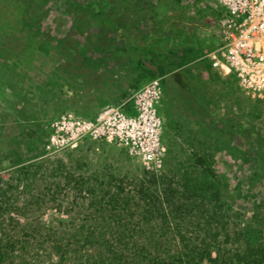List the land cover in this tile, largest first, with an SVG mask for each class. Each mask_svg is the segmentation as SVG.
<instances>
[{"label":"rangeland","instance_id":"1","mask_svg":"<svg viewBox=\"0 0 264 264\" xmlns=\"http://www.w3.org/2000/svg\"><path fill=\"white\" fill-rule=\"evenodd\" d=\"M138 1L0 0V174H7L0 186L19 193L33 176L42 181L36 187L46 189L57 174L81 190L77 202L88 208V192L131 191L144 173L173 189L184 183L186 173L201 184L198 154L221 183H228L233 211L263 214L264 173L253 168L249 151L255 149L246 151L242 130L264 134V96L245 94L234 76L215 70L206 57L211 50L203 38L215 32L217 13L223 12L219 0H143L156 13L146 22L133 15ZM73 4L89 11H75ZM94 13L109 17L117 29L104 30L92 19ZM151 38L160 42L153 51L145 47ZM153 83L161 92L154 106L163 148L159 159L143 160L89 135L74 148L63 147V116L91 123L114 108L136 118L134 102ZM172 90L179 91L177 103L168 96ZM235 124L242 125L241 135L237 126L230 128ZM215 139L220 146L213 147ZM74 198L60 199L66 204ZM42 220L75 223L51 209Z\"/></svg>","mask_w":264,"mask_h":264},{"label":"trees","instance_id":"2","mask_svg":"<svg viewBox=\"0 0 264 264\" xmlns=\"http://www.w3.org/2000/svg\"><path fill=\"white\" fill-rule=\"evenodd\" d=\"M73 8L87 9L79 4ZM133 15L146 22L156 13L140 0ZM92 19L104 30L117 27L107 16L94 13ZM151 40L146 50L153 51L160 43ZM156 55L158 58V52ZM168 70L172 71V66ZM178 92L168 93L172 102L179 101ZM236 126L241 135L242 125L230 128ZM242 131L246 151L255 149L249 151L253 168L264 173V134L253 128ZM213 144L220 146L218 139ZM0 152H4L2 145ZM195 157L196 165L204 169L201 184L185 172L184 183L173 189L159 186L155 175L144 173L131 191L88 192V208L77 202L81 190L69 180L62 182L57 174H52L47 190L36 187L42 181L33 176L28 178L27 189L19 193L0 186V264H264V213L233 211L227 200L228 183H221L215 172L205 167L209 161L198 154ZM5 176L0 174V182ZM69 194L75 202L63 204L60 198ZM105 195L107 201L102 199ZM20 200V204L14 203ZM50 202L54 206L49 209L60 216H72L75 223H44L42 217ZM202 215L206 216L204 222Z\"/></svg>","mask_w":264,"mask_h":264},{"label":"built area","instance_id":"3","mask_svg":"<svg viewBox=\"0 0 264 264\" xmlns=\"http://www.w3.org/2000/svg\"><path fill=\"white\" fill-rule=\"evenodd\" d=\"M223 12L217 13L212 49L207 54L211 66L234 76L243 92L251 97L264 96V0H219ZM161 92L157 84L148 86L134 102L137 117L119 109H104L91 123L72 122L63 116L60 142L75 147L79 138L105 139L143 160L154 161L162 155L159 140L160 121L154 106ZM148 136L145 140L144 137ZM159 167L160 165L157 164Z\"/></svg>","mask_w":264,"mask_h":264},{"label":"crops","instance_id":"4","mask_svg":"<svg viewBox=\"0 0 264 264\" xmlns=\"http://www.w3.org/2000/svg\"><path fill=\"white\" fill-rule=\"evenodd\" d=\"M210 18V17H209ZM211 19V18H210ZM215 29V28H214ZM214 30H212V32L211 33H208V34H206V36H204V38L203 39H205L204 40V44L206 45V46H209L208 48H210V50L212 49V37L215 35L214 33L215 32H213Z\"/></svg>","mask_w":264,"mask_h":264}]
</instances>
